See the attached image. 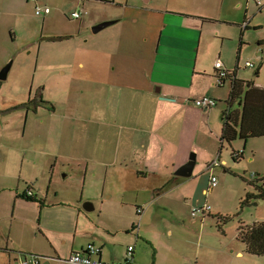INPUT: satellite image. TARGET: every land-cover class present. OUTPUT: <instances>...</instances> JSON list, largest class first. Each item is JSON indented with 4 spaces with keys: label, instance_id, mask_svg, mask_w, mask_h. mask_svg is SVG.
Returning a JSON list of instances; mask_svg holds the SVG:
<instances>
[{
    "label": "crops",
    "instance_id": "crops-1",
    "mask_svg": "<svg viewBox=\"0 0 264 264\" xmlns=\"http://www.w3.org/2000/svg\"><path fill=\"white\" fill-rule=\"evenodd\" d=\"M26 1L33 2L35 10L49 7L40 6V0ZM225 1L142 0L143 6L136 9L140 16L131 20L134 27H126L125 17L112 21L123 25L135 43L151 46L146 53H134L139 60L135 69L123 70L117 79L104 82L103 73L98 78L94 73L96 96L116 83L122 93H131L118 99L120 111L105 110L112 120L121 121L120 134L9 127L12 116L1 124L0 264H21L31 255L40 256L42 264H73L71 255L89 246L98 247L99 257L107 263L123 261L126 249L134 246L137 264H198L201 247H195L193 218L202 216L203 222L212 214L207 199L217 189L210 185L215 170L232 171L223 157L226 144L221 133L229 111L240 110V104L229 105L232 82L219 79L216 63L247 81L238 77L239 61L248 32L260 29L250 9V2L256 0H231L229 17L224 16ZM256 6L260 12L264 3ZM51 14L38 16L42 33ZM22 15L19 0H0V30L8 18L19 21ZM56 38L65 41L72 36L45 39ZM233 43L235 48L239 44L236 63ZM252 55L264 62L261 54ZM6 57L11 55L0 53L2 61ZM204 96L216 99V105L209 110L194 106L193 101ZM10 98H2L6 107L0 115L12 114ZM222 101L225 105H219ZM33 104V113H38L36 99ZM25 112L23 127L30 109ZM238 140L230 149L231 156L239 153L235 161L240 164L251 139L235 146ZM190 153L195 157L193 175L176 176ZM251 153V161L258 160ZM216 158L220 165L209 169ZM252 174L263 177L262 164ZM87 202L92 211L84 209ZM204 206L209 211L192 215L194 208Z\"/></svg>",
    "mask_w": 264,
    "mask_h": 264
},
{
    "label": "rangeland",
    "instance_id": "rangeland-1",
    "mask_svg": "<svg viewBox=\"0 0 264 264\" xmlns=\"http://www.w3.org/2000/svg\"><path fill=\"white\" fill-rule=\"evenodd\" d=\"M261 1L264 3V0ZM78 2L40 0V6L47 5L52 11L49 16L50 23L45 25V31L42 33V18L35 14L34 3L19 0V12H23V15L19 21L16 18H8L6 26L0 30V53H4L5 56L11 55L4 61L0 58V70L12 61L6 81L0 82V109L6 107L2 98L7 100L12 97L10 99L13 100L10 106H13L10 109L12 114L0 115V127L12 116L9 127L120 134L123 129L121 121L114 118L112 120L105 110L112 107L111 110L120 111L122 107L119 106L121 102L118 104V99L131 93L127 91L122 93L121 86L115 82L112 89L110 85V88L106 85L102 93L96 96L93 82L100 73H103L106 82L111 78L117 79L118 73L123 70L131 71L139 62L132 55L137 51L141 54L144 51L146 53L151 46L135 43L136 38L129 37L125 29H122L123 25L110 26L97 34L92 28L103 22L121 19L119 17H125L123 20L126 27L127 25L134 27L131 20L140 16L139 10L136 9L143 6V2L142 0H82L81 4ZM231 3V0L224 3L226 17H229L232 11ZM76 9L77 11L83 9L86 14L81 19H72V13ZM206 9L202 6L205 13L208 11ZM250 9L257 15L256 22L260 29L248 32L249 38L241 53L237 74L240 79L253 82L255 87L264 89V62L257 60L256 55H252L261 54L264 58V8L259 12L255 2L251 1ZM13 19L18 21L17 30ZM16 32L15 39L13 35ZM48 36L72 38L65 41H58L56 38L55 41L49 42L45 39ZM260 42L263 44L260 45ZM230 46L236 63L239 44L236 48L234 43ZM247 61L254 64L255 69H248ZM78 63L83 64L84 68L80 69ZM259 67V76L256 77V70ZM35 99L38 102V113H33ZM111 101H115L114 104ZM223 104L225 105L223 101L219 103ZM27 108L30 109L29 120L23 127ZM76 117L79 118L78 122ZM249 142L246 158L240 161V164L231 156L230 146L224 145L223 157L228 159L232 171L226 170L224 173L223 168L215 170L218 187L207 199V205L212 207L211 216L203 222L202 216L192 217L197 223L195 247L198 244L201 247L198 264H264V257L245 254V246L236 239L240 222L253 224L264 221V200H258L253 206L241 205L246 194L256 191L251 186L249 176L257 171L258 165L262 164L264 167V138L251 139ZM241 143L244 144V141L238 140L235 146ZM251 151L255 152L258 160L251 161ZM191 153L197 155L194 150ZM157 210L158 208H154V214ZM220 216L228 219L220 221ZM199 235L200 241L197 238ZM240 251L244 252L243 256L237 255Z\"/></svg>",
    "mask_w": 264,
    "mask_h": 264
},
{
    "label": "trees",
    "instance_id": "trees-1",
    "mask_svg": "<svg viewBox=\"0 0 264 264\" xmlns=\"http://www.w3.org/2000/svg\"><path fill=\"white\" fill-rule=\"evenodd\" d=\"M259 69L256 70V77L259 76ZM230 80L231 92L228 103L231 106L240 104V110L227 114L224 122L221 142L231 146L237 139L248 141L252 138H264V91L253 88V82L236 79L235 71L227 74L225 80ZM28 105V104H27ZM232 157L236 160L239 153ZM251 186L256 190L254 193L246 194L241 205L253 206L257 201L264 200V176L256 177L250 181ZM228 217H219L224 221ZM236 239L245 246V254L257 257H264V222L244 224L239 223Z\"/></svg>",
    "mask_w": 264,
    "mask_h": 264
},
{
    "label": "built area",
    "instance_id": "built-area-1",
    "mask_svg": "<svg viewBox=\"0 0 264 264\" xmlns=\"http://www.w3.org/2000/svg\"><path fill=\"white\" fill-rule=\"evenodd\" d=\"M28 1H34L36 2V0H28ZM256 4L261 7L263 5V2L261 0H256ZM50 8L49 7H44L43 9L37 8L35 10V13L37 16H41L43 14H50ZM86 13L84 12V10H79L76 11L72 14V19H79L81 17H83ZM246 66L249 69H254V64L248 63L246 64ZM223 68L222 63L218 62L216 63V69L218 71V76L219 79L223 81V79H225V77L227 76V74L229 72L225 71ZM194 106L200 108L201 110H209L211 108H213L216 105V99H214L211 96H204V97H200L197 98L196 100L193 101ZM214 166H218L220 165L219 162V158H216L215 160L211 161V164L208 166L209 169H211V167ZM255 174H252L250 176V178L252 180L255 179ZM210 185L211 188L215 189L218 187V181L217 178L214 176L210 177ZM28 196L31 197L33 196L32 192H28ZM210 207L209 206H204V207H200V208H194L192 210V215H198V214H204V212L209 211ZM138 213H141V209L138 210ZM134 250L135 247L134 246H130L128 247V249H126V255L123 261L121 262H114V263H107L105 261H103L100 257H99V253H100V249L96 246H89L88 248L85 249V251L83 253H77L74 255H71L69 262L73 263V264H137V262L135 261V255H134ZM21 264H42V258L40 256H34L31 255L30 257H25L22 261Z\"/></svg>",
    "mask_w": 264,
    "mask_h": 264
},
{
    "label": "water",
    "instance_id": "water-1",
    "mask_svg": "<svg viewBox=\"0 0 264 264\" xmlns=\"http://www.w3.org/2000/svg\"><path fill=\"white\" fill-rule=\"evenodd\" d=\"M114 24L115 22H111V21L103 22V23H100L94 26L92 30L95 34H97ZM11 64H12V61L8 65H6L3 69H1L0 71V81L1 82L6 81L10 68H11ZM194 167H195V157L191 156L188 162L184 166H181V168H179V170L176 172L175 175L183 177V178H189L191 177V175H193ZM90 208L92 211L93 208H92V205H90V203L87 202L86 204H84L85 210L89 211ZM53 260L56 261L57 259H53Z\"/></svg>",
    "mask_w": 264,
    "mask_h": 264
}]
</instances>
